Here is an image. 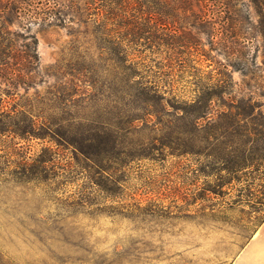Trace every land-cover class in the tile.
<instances>
[{"label":"rangeland","instance_id":"rangeland-1","mask_svg":"<svg viewBox=\"0 0 264 264\" xmlns=\"http://www.w3.org/2000/svg\"><path fill=\"white\" fill-rule=\"evenodd\" d=\"M227 1L228 7L204 3V9L195 6L193 11L205 12L218 28L233 15L242 26L235 37L244 35L248 42L224 48L216 42L227 34L213 38L191 30L198 46L183 52L163 47L161 54L184 62L190 57L194 68L179 84L189 93L210 75L216 79L224 72L237 96L253 94L264 113V36L257 29L264 0ZM181 11V16L191 14ZM63 18L29 22L19 16L8 24L0 14V40L7 37L21 51L31 44L37 59L27 91L20 87L11 96L0 79L4 110L16 102L35 107L46 103L64 59L84 54L100 65L90 15ZM182 25L184 32L191 29ZM105 57L99 69L103 78ZM86 106L87 101L79 112H89ZM178 123L167 115L134 122V131L123 138L126 154L106 162L110 169L103 175L95 168L86 177L74 163L63 171L68 153L60 149L54 160L58 167L49 169L48 182H28L5 170L6 159L0 160V264H235L264 218V164L237 173L223 170L216 158L224 148L214 141L206 144L203 132H179ZM1 140L7 150L16 148L27 158H35L44 147L56 150L49 138L21 139L7 133ZM164 141L175 148L163 147ZM183 143L201 154L181 155Z\"/></svg>","mask_w":264,"mask_h":264},{"label":"trees","instance_id":"trees-1","mask_svg":"<svg viewBox=\"0 0 264 264\" xmlns=\"http://www.w3.org/2000/svg\"><path fill=\"white\" fill-rule=\"evenodd\" d=\"M204 3L229 5L227 0H0V14L8 24L19 16L34 22L65 20L63 16L69 14L90 15L100 65L102 56L106 55L108 61L103 78L99 70L103 67L84 54L64 59L57 66L60 76L52 74L57 81L47 92L46 103L35 107L16 102L7 111L0 104V139L9 133L21 139L49 138L56 146V150L44 147L35 158H27L16 148L7 150L1 140L4 154L0 160L6 159L5 170L28 182L52 181L48 173L58 167L54 160L60 149L68 153L63 171L76 165L86 177L95 168L103 175L110 169L106 162L126 154L123 138L134 131L132 124L160 115L174 116L181 123L176 128L183 134L203 132L201 140L206 144L218 142L224 149L216 162L223 170L237 173L263 167L264 113L254 95L238 97L224 72H219L216 79L210 75L207 83L199 82L189 93L179 84L194 68L190 57L184 62L161 54L163 47L183 52L198 46L191 30L213 38L220 32L227 34L216 42L224 48L248 42L244 35L235 37L242 26L233 15L218 28L216 22L207 21L205 12L193 11L195 6L204 9ZM178 11L191 14L181 16ZM257 15V29L264 36V11L259 9ZM175 22L178 25H172ZM184 23L191 29L184 32ZM24 48L14 49L7 37L0 40V79L11 96L20 87L27 91L33 86L30 80L37 66L35 49L31 44ZM85 101L89 112L80 113L78 109ZM219 101L223 102L217 104ZM162 146L175 148L166 141ZM182 146L185 149L179 150L181 155L201 154L194 146ZM226 149L232 151L223 152ZM230 154L232 160L228 159ZM17 156L19 161L13 160Z\"/></svg>","mask_w":264,"mask_h":264},{"label":"crops","instance_id":"crops-1","mask_svg":"<svg viewBox=\"0 0 264 264\" xmlns=\"http://www.w3.org/2000/svg\"><path fill=\"white\" fill-rule=\"evenodd\" d=\"M235 264H264V221L237 254Z\"/></svg>","mask_w":264,"mask_h":264}]
</instances>
